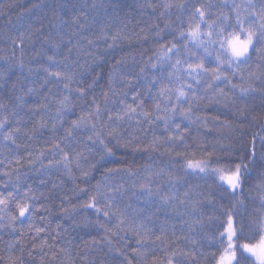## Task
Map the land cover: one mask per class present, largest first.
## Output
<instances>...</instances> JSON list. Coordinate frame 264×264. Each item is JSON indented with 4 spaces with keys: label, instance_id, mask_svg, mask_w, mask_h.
<instances>
[{
    "label": "trees",
    "instance_id": "16d2710c",
    "mask_svg": "<svg viewBox=\"0 0 264 264\" xmlns=\"http://www.w3.org/2000/svg\"><path fill=\"white\" fill-rule=\"evenodd\" d=\"M251 2L259 12L261 0ZM248 5L0 0V264H167L173 252L181 264H215L229 214L255 234L252 221L264 215V56L253 51L229 67L206 35L203 46L186 39L197 24L207 34L234 25L237 13L252 19ZM201 62L208 71L197 84L187 64ZM173 105H191V118L167 120ZM178 133L183 142L169 139ZM225 155L248 157L234 193L210 170L186 168L189 159L219 167ZM23 203L30 211L20 217Z\"/></svg>",
    "mask_w": 264,
    "mask_h": 264
},
{
    "label": "snow or ice",
    "instance_id": "6c2138e0",
    "mask_svg": "<svg viewBox=\"0 0 264 264\" xmlns=\"http://www.w3.org/2000/svg\"><path fill=\"white\" fill-rule=\"evenodd\" d=\"M172 6L171 4L165 5L166 8ZM176 6L181 8L186 7L182 4ZM248 7L253 9V11L247 12V17L252 19H242L240 14L237 13L236 23L234 25H225L218 31L214 29L207 34L202 33L200 31V25L197 24L194 28L190 27L186 39H190L197 45L203 46L206 35L209 44L219 45L220 51L216 57L219 64L227 63L229 67L232 65L239 67L242 63H248L251 58V52L253 51L264 56V0H261L259 4V12L255 11L257 6L253 4L251 0H249ZM195 15H197L200 20H203L206 15V9L203 6L196 7ZM224 19L226 20L227 17H224ZM257 19L259 23H257ZM208 27L213 28V25H208ZM182 35L184 34L182 33ZM213 35H215V39H213ZM257 45H259V47H257ZM173 48H175V45H173ZM173 48H169L168 51L172 52ZM205 52H207V47H205ZM49 60L54 61V57H49ZM176 64L180 65L181 61L178 59ZM219 64L217 71L213 73V79L215 80L220 79L222 75V73L219 72ZM187 69V75L197 84L200 83L197 77L208 71L203 62L188 63ZM49 74L58 78L61 76L59 72H51ZM64 78L69 79L67 76ZM257 79H259V77H257ZM65 87H67V85H65ZM209 87H211V85H209ZM233 87H236V85H233ZM185 89H187V91ZM191 90V84L182 85L181 88L177 89L178 95L176 99L178 103L181 102V98L186 97ZM248 91L249 89L247 88H241V93H246ZM129 111L134 112L135 109L129 108ZM177 113L190 119L191 105L187 110L173 105L171 115L167 116L166 119L172 120ZM97 116H99V109H97ZM3 123V121H0V128L3 127ZM73 123L76 125L77 122L74 121ZM92 127L95 129V125ZM176 128L179 129V124L176 125ZM109 134L111 135V133ZM69 135H71V133H69ZM99 135L100 134L97 133V137H99ZM173 138H177L181 142L184 140L183 135L179 133L176 137H170L169 139ZM5 139H11V135H6ZM89 139H91V137H89ZM99 142L104 144L102 139ZM153 143L155 144V141ZM57 147L59 146L57 145ZM222 151L228 153L229 149L225 147ZM177 155H179V153H177ZM64 159H67V153H65ZM245 159H248V157L245 156L240 162H236L225 155L222 159L216 161V163L220 165L219 167L211 168V175L217 177L223 185L227 186L228 190L234 193L238 189H242L244 174L248 169V164L243 162ZM252 159L253 161L255 159L254 151L252 153ZM262 160H264V156H262ZM209 163V161L189 159L186 161V168L200 173H207L209 171ZM141 187L145 186L141 185ZM9 195H11V193ZM4 203L5 201L0 199V204ZM87 206L95 207L94 204H89ZM261 208L264 210V204L261 205ZM29 211L30 208L27 203L19 205L20 217H24ZM97 211H99V209H97ZM104 215L108 216V212H105ZM13 219H15V217H13ZM252 223L255 225V234L253 236L245 235L243 222L240 221L238 226L237 222L234 221L233 214L228 215L226 226H224V230L219 234L220 243L223 247L218 257H215V264H264V215L258 214ZM36 231L40 232L43 231V229H37ZM255 236H258V239H255ZM157 239H159V237H157ZM254 239L255 242H253ZM180 255L189 256L194 260L193 253H181ZM167 264H181V261L177 259V253H172Z\"/></svg>",
    "mask_w": 264,
    "mask_h": 264
},
{
    "label": "rangeland",
    "instance_id": "374dc122",
    "mask_svg": "<svg viewBox=\"0 0 264 264\" xmlns=\"http://www.w3.org/2000/svg\"><path fill=\"white\" fill-rule=\"evenodd\" d=\"M209 170H211V168L209 167Z\"/></svg>",
    "mask_w": 264,
    "mask_h": 264
}]
</instances>
